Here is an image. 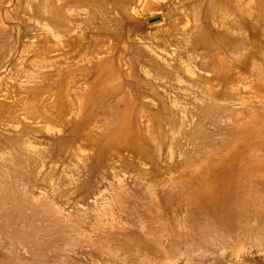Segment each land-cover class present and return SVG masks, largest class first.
Segmentation results:
<instances>
[{
	"label": "rangeland",
	"instance_id": "1",
	"mask_svg": "<svg viewBox=\"0 0 264 264\" xmlns=\"http://www.w3.org/2000/svg\"><path fill=\"white\" fill-rule=\"evenodd\" d=\"M260 11L0 0V264H264L168 195L264 98Z\"/></svg>",
	"mask_w": 264,
	"mask_h": 264
},
{
	"label": "bare ground",
	"instance_id": "2",
	"mask_svg": "<svg viewBox=\"0 0 264 264\" xmlns=\"http://www.w3.org/2000/svg\"><path fill=\"white\" fill-rule=\"evenodd\" d=\"M260 3L264 18V0ZM254 69L257 83H264V51ZM258 101L243 108L224 138L197 162L192 175L175 185L184 186L185 192L168 191L192 205L196 229L198 220L205 218L208 226L241 235L264 230V98Z\"/></svg>",
	"mask_w": 264,
	"mask_h": 264
}]
</instances>
